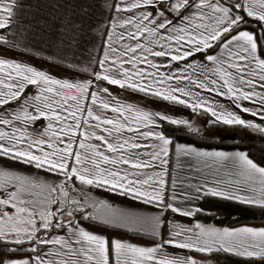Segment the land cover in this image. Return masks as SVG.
<instances>
[{"label": "snow or ice", "instance_id": "snow-or-ice-1", "mask_svg": "<svg viewBox=\"0 0 264 264\" xmlns=\"http://www.w3.org/2000/svg\"><path fill=\"white\" fill-rule=\"evenodd\" d=\"M96 3L91 30L105 38L103 57L84 67L68 64L89 74L76 80L7 56L17 49L42 54L22 46L12 30L17 0H0V264H206L194 254L221 252L264 264V227L216 228L163 215L194 218L204 210L189 205L209 196L264 208V165L246 150L176 143L164 129L199 133L190 119L169 111L181 108L210 115L213 125L264 134V0ZM62 24V37L74 43L72 29L80 25L68 18ZM45 59L63 63L55 55ZM112 87L168 107L122 101ZM41 120L46 125L36 129ZM50 175L59 182H49ZM83 186L161 211L114 207ZM95 225L152 243L103 234Z\"/></svg>", "mask_w": 264, "mask_h": 264}, {"label": "crops", "instance_id": "crops-1", "mask_svg": "<svg viewBox=\"0 0 264 264\" xmlns=\"http://www.w3.org/2000/svg\"><path fill=\"white\" fill-rule=\"evenodd\" d=\"M113 0H109L112 3ZM17 8L15 9L16 15L14 17L15 23L13 31L21 40L22 46L31 47L33 50H38L41 56H32L29 53H22L19 49L9 51L7 56L9 58H15L17 60H23L24 62H31L38 68H42L49 71L50 74L57 78H68L73 77L76 80L90 78L88 73L77 72L75 69L67 68L68 64H76L81 67L88 65L89 60L102 59L103 57V45L104 37L91 29L97 23V16L100 11L96 0H17ZM87 8L88 11H84ZM65 18L69 19L71 24H79L80 28H73V33H78L74 43L62 37L61 28L62 22ZM106 19V17H105ZM55 55L57 60L63 59V63L53 64L51 61L45 59L48 56ZM92 67L95 70H99L98 66L93 63ZM29 91H32L31 89ZM111 92L117 99L125 100L128 102H138L142 106L151 108L152 110H165L166 103L157 102L152 104L145 101L142 98V94H134L131 97H126L124 94H117L118 90L115 87L111 88ZM227 104L226 98L221 101ZM170 112L181 113L184 118L190 119L198 129L207 127L209 121L213 119L210 115L201 113L196 115H190L189 110L181 108H169ZM108 115H112L108 113ZM246 120L255 119L256 123H260L259 117L253 118L250 114H242ZM46 121H39L35 128L41 129L46 125ZM166 135L170 136L165 132ZM171 137V136H170ZM174 141L176 143L190 144L198 148L205 150H246L250 158L255 162L264 165V163L257 160L251 154L249 148L245 145L240 144H217L205 140H198L193 136L176 133L174 135ZM174 159V156H173ZM12 170L21 171L24 174L34 173L35 169L24 166L14 165ZM43 175V174H41ZM49 182H59L55 175L46 177ZM78 185V181H77ZM86 190L90 191L91 194L101 200H107L114 207H120L130 211L143 213V214H157L161 211L154 205H145L138 201H132L130 197L119 196L115 193H110L104 189H92L88 186H83ZM3 195V193H0ZM189 206H199L201 209H205V203L203 200H196ZM164 218L171 222H183L187 224H194L199 222L207 226L216 228H238L243 226L249 227H264V222H250L243 223L235 226H220L214 223L204 222L196 217L194 218H183L176 213L171 211H164ZM86 227H93L89 222H83ZM95 229L103 234H114L116 236H122L133 243L140 245H150L152 240L148 236H138L134 233L128 232L124 228H116L110 225H95ZM162 233L165 232V228H162ZM169 252L174 249L169 248ZM196 255V254H194ZM197 256V255H196Z\"/></svg>", "mask_w": 264, "mask_h": 264}, {"label": "trees", "instance_id": "trees-1", "mask_svg": "<svg viewBox=\"0 0 264 264\" xmlns=\"http://www.w3.org/2000/svg\"><path fill=\"white\" fill-rule=\"evenodd\" d=\"M215 134H205L204 130L208 127H202L199 133H191L186 129H176L171 125H164L165 132L171 137L176 133H184L195 137L198 140H205L217 144H240L249 148L253 157L264 163V134L255 132L251 129L236 126L229 127L220 125H208ZM237 133L235 140L223 139L222 135ZM206 208L197 213L196 218L220 226H235L250 222H264V208L252 207L235 201H229L222 198L206 197L204 198ZM197 258L206 264H253L248 258L236 257L227 253H214L210 256L196 254Z\"/></svg>", "mask_w": 264, "mask_h": 264}, {"label": "water", "instance_id": "water-1", "mask_svg": "<svg viewBox=\"0 0 264 264\" xmlns=\"http://www.w3.org/2000/svg\"><path fill=\"white\" fill-rule=\"evenodd\" d=\"M223 139H227V140H235L237 138V133H229V134H224L222 135Z\"/></svg>", "mask_w": 264, "mask_h": 264}, {"label": "rangeland", "instance_id": "rangeland-1", "mask_svg": "<svg viewBox=\"0 0 264 264\" xmlns=\"http://www.w3.org/2000/svg\"><path fill=\"white\" fill-rule=\"evenodd\" d=\"M208 125H209V123L207 124L208 128L206 130H204V133L205 134H210V135L215 134V132H213L214 130L213 129L211 130V128ZM199 131H200V129H199Z\"/></svg>", "mask_w": 264, "mask_h": 264}]
</instances>
